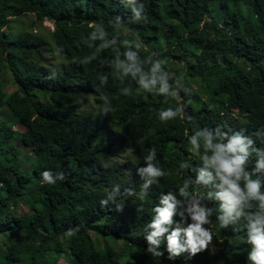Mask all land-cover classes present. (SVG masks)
<instances>
[{
  "label": "trees",
  "instance_id": "1",
  "mask_svg": "<svg viewBox=\"0 0 264 264\" xmlns=\"http://www.w3.org/2000/svg\"><path fill=\"white\" fill-rule=\"evenodd\" d=\"M140 5L144 19L134 22L127 0H0V116L14 113L25 127L0 122V264H58L61 257L69 264H129L94 236L105 243L123 241L136 264H209L213 244L228 254L226 264H251L247 221L221 228V202L207 199V189H201L206 197L201 205L213 209V223L205 226L213 233L207 250L170 260L166 233L163 255L154 257L146 224L162 196L171 191L182 201L178 188L203 167L188 140L196 129L244 130L264 150V0H136ZM26 13L35 17L31 27L53 21L50 39L8 30ZM117 17L124 25L119 35L113 27ZM101 24L105 41L92 40L91 31ZM124 39L133 42L145 73L149 57L151 62L166 57L157 75L166 76L168 96L137 92L136 79L116 69L117 55L127 60ZM105 42L110 46L101 50ZM53 45L62 59L58 65L51 63ZM5 80L29 104L8 94ZM125 88L130 95L122 94ZM102 96L111 108L107 112ZM92 98L103 104L94 113L82 107ZM180 105L184 119L160 120L161 111ZM16 142L35 154L28 171L15 165ZM153 149L151 162L166 175L142 199L146 178L139 169L147 167ZM184 161L192 167L181 173ZM255 163L253 154L247 170ZM45 171L55 183L44 181ZM258 175L264 179V173ZM180 220L178 210L174 221Z\"/></svg>",
  "mask_w": 264,
  "mask_h": 264
},
{
  "label": "clouds",
  "instance_id": "2",
  "mask_svg": "<svg viewBox=\"0 0 264 264\" xmlns=\"http://www.w3.org/2000/svg\"><path fill=\"white\" fill-rule=\"evenodd\" d=\"M133 12V21L140 22L144 5L136 7V0H127ZM111 23V22H110ZM113 27L119 35L120 29L124 27L121 18L117 17ZM106 31L103 25H97L91 31L92 40L105 41ZM112 43H115L113 41ZM128 50L124 52L127 57L126 61H121L119 55L115 62L116 69L122 73V76L131 75L139 84V89L147 93L168 96L169 85L166 82V76H158L161 71L163 60L148 62L151 64L150 73H145L142 62L139 60L138 51H132L133 42L124 39L121 41ZM110 45L105 42L99 48L102 50ZM135 48L139 50L141 43H136ZM95 54L91 55L85 63H90L95 59ZM101 80L106 82V77L100 76ZM159 82L160 87L156 89ZM124 95H130V89L125 88L122 92ZM172 98L178 94L170 93ZM101 99L105 101V112L111 110L108 105L106 96ZM183 105H180L175 111L169 107L167 110L161 111L159 118L161 121L175 119L178 115L181 119L183 115ZM187 119L192 122L193 117L188 116ZM195 134L188 137L192 152L200 155L202 168L196 167L193 171L196 173L195 178L191 176L183 180L182 186L178 188L179 195L183 200H178L176 195L171 191L168 195L162 196L160 204L153 208L154 215L150 222L146 224V228L150 229L147 235V241L150 245L148 251L154 257H160L163 252L160 251L161 244L167 241L168 258L175 259L183 253H190L195 256L209 248L213 242V233L211 228L205 227L212 225L210 219L213 215V209L201 205L204 200L205 192L201 189H207V199L218 200L221 202L219 208L218 221L221 228L227 227L229 222L244 219L247 221V243L251 245L249 260L251 264H264V179L260 173H264V150L254 147V139L251 135H245V131L224 130L217 126L215 132L208 128L196 129ZM260 137V132L254 133ZM255 154L256 163L254 169L250 172L247 170L250 158ZM155 155V149L152 150L147 160V167L140 168L139 172L146 178V183L142 186L141 198L147 194L148 187L166 175L160 168L156 167L151 161ZM188 161L181 162L179 171L182 173L185 169L191 168ZM44 181L47 183H55L53 175L45 171L43 174ZM255 177V178H254ZM63 179V176L60 177ZM215 188L217 191L213 193L210 189ZM106 203V201L104 202ZM162 205V206H161ZM186 205V207H185ZM120 207L119 205L117 206ZM179 210L181 220L179 223L174 221V216ZM185 211L188 216H185ZM188 217L191 223H188ZM176 227L173 229V224ZM183 225V226H182ZM171 230V231H170Z\"/></svg>",
  "mask_w": 264,
  "mask_h": 264
},
{
  "label": "rangeland",
  "instance_id": "3",
  "mask_svg": "<svg viewBox=\"0 0 264 264\" xmlns=\"http://www.w3.org/2000/svg\"><path fill=\"white\" fill-rule=\"evenodd\" d=\"M15 20L12 23L11 28L8 30L11 33H19V32H28L31 31L35 35H41L45 38L50 39V33L52 32V27H50L48 22L43 24H36L31 27V22L35 19L32 13H26L20 17L14 18ZM48 43H51L49 40ZM50 56L52 57L51 63L52 65H58L62 59L60 55L58 54L56 46H52L50 49ZM160 60H163V62H167L166 57L162 56L160 57ZM169 65H172L171 61H168ZM2 77V76H1ZM3 88L5 91H7L8 94L16 93V96L20 102L23 104H29V98L22 92L18 91L16 89V86L10 81L5 80L3 82ZM88 101V102H87ZM86 102H82V107L86 110L94 113L98 109H101L103 107V104L101 101H98L96 98L88 99ZM8 110V108L2 107L1 111ZM236 114H238L237 110H234ZM241 119H244L242 115H239ZM5 121L7 124H9L13 129L23 131L25 127L22 125V123L19 121L18 117L14 113H8L6 116H0V122ZM16 145L19 147L20 156L15 161V165L23 169L24 171H28L30 169V165L32 164L35 154L32 152L29 148L24 147L20 143L16 142ZM128 155V154H126ZM94 234V233H93ZM95 241L98 245H104L107 244L111 252L116 255L117 257H120L122 260L127 259L129 264H136L134 260L135 253L133 249H130L129 246L125 245L123 241H115L113 239H109L106 243L101 240L100 238H96ZM211 256L209 258V264H226L228 260V254L226 251L222 248L221 245L213 244L210 246ZM58 264H69L68 258L61 257Z\"/></svg>",
  "mask_w": 264,
  "mask_h": 264
},
{
  "label": "built area",
  "instance_id": "4",
  "mask_svg": "<svg viewBox=\"0 0 264 264\" xmlns=\"http://www.w3.org/2000/svg\"><path fill=\"white\" fill-rule=\"evenodd\" d=\"M46 22H48L49 24V26L50 27H52V29H54L55 27H54V23H53V21L52 20H49V19H46L45 21H44V23H46Z\"/></svg>",
  "mask_w": 264,
  "mask_h": 264
}]
</instances>
